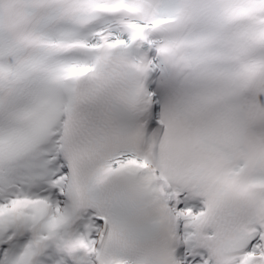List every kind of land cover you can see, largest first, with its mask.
I'll return each mask as SVG.
<instances>
[{
	"label": "snow or ice",
	"instance_id": "obj_1",
	"mask_svg": "<svg viewBox=\"0 0 264 264\" xmlns=\"http://www.w3.org/2000/svg\"><path fill=\"white\" fill-rule=\"evenodd\" d=\"M0 264H264V0H0Z\"/></svg>",
	"mask_w": 264,
	"mask_h": 264
}]
</instances>
